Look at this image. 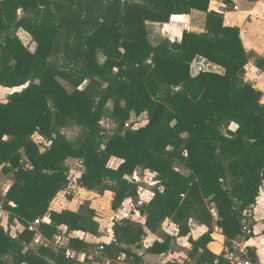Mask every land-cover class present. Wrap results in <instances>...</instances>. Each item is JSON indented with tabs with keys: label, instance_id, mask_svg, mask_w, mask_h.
Returning <instances> with one entry per match:
<instances>
[{
	"label": "trees",
	"instance_id": "1",
	"mask_svg": "<svg viewBox=\"0 0 264 264\" xmlns=\"http://www.w3.org/2000/svg\"><path fill=\"white\" fill-rule=\"evenodd\" d=\"M222 1L226 10L233 8V0ZM210 4L0 0V86L17 89L0 101V167L13 174L4 195L10 221L24 227L12 235L0 224V264L87 263L66 257L68 248L94 246L80 237L64 235L66 246L59 249L31 246L29 223L36 218L43 217L40 226L49 238L62 226L68 233H98L96 211L89 205L78 211L50 209L69 187V158L82 161L80 186L113 193L114 210L139 197L140 183L128 176L139 168L156 173L154 196L138 207L145 223L115 220L111 242L103 243L112 255L125 253L141 264L134 247L147 231H159L170 219L180 235H187L190 219L212 223L210 204L227 245L252 235L243 232L241 221L249 219L264 191V103L263 92L244 76L252 58L264 69V58L247 51L240 27L227 24L226 10ZM193 9L206 12L204 32L186 30L181 41L166 37L152 44L149 22L166 23ZM21 29L37 43L34 52L19 37ZM197 56L225 73L192 75ZM144 114V125L126 126ZM107 119L115 126H105ZM69 121L83 129L76 141L61 132ZM114 158L121 160L116 168ZM179 166L181 171L175 170ZM211 241L209 230L191 239L189 260L167 264H215L216 259L224 264L223 255L207 247ZM170 245V239L157 240L147 252L163 254Z\"/></svg>",
	"mask_w": 264,
	"mask_h": 264
},
{
	"label": "crops",
	"instance_id": "2",
	"mask_svg": "<svg viewBox=\"0 0 264 264\" xmlns=\"http://www.w3.org/2000/svg\"><path fill=\"white\" fill-rule=\"evenodd\" d=\"M226 7L227 5L224 4L222 0H211L210 8L213 10L224 11L226 10ZM225 17L227 24L240 27L241 38L243 40L246 50L249 52L253 51L257 57L264 58V0H233V8H231V10H226ZM151 24H152L151 27L154 30L153 32L150 31L149 33L150 41L152 42V40L157 37V42H152V44H157L161 41L162 38H166V37L172 41H176V40L181 41L183 37V33L186 30L195 31L198 33L205 31L206 12L193 9L190 14L173 15L170 21L166 23L149 22L148 27ZM18 35L22 37L21 40H24L26 44H27V40L30 39L31 43L29 44L30 46L29 50L32 52L36 50L37 43L34 42L32 37H30L31 35L29 33L21 29L19 30ZM33 43H35L36 47L33 46ZM26 44L25 46H27ZM255 60L256 58H252L249 64L247 65L244 80L246 82L251 83L255 88L260 89L263 92L261 101L264 103V69H259L256 66ZM203 70L217 72L220 74L225 73V69L222 66L214 64L202 56H197L191 65V73L192 75L195 76L200 71ZM11 91H14V89L12 90L10 88H5L0 86V97L3 96L7 97ZM72 159L73 158L67 160L66 162L67 166L69 165ZM120 163H121L120 159L114 158L111 161V166L113 168H116ZM145 171L149 172L153 176H156L155 172H151L149 170H145ZM130 177L131 176H128L127 178L131 179ZM136 177L138 178V176ZM12 183H13V174L12 173L6 174L5 172H3L2 167H0V197L5 195V193L9 190ZM157 187L158 184L153 190L151 189L146 190V192L151 195L148 194L147 196H149V199L144 202H149L152 199V197L154 196V190ZM140 188L143 189L142 185L140 186ZM160 189L163 188L161 187ZM111 194L113 199V193L111 192ZM127 200L132 201V199H127ZM125 202L123 206L125 205ZM144 202L138 203L134 209L129 210V212L135 213L132 219L140 221L143 224L146 221V217L141 215L140 211L138 210V207L141 205V203ZM90 207L95 209L92 206ZM121 208L118 209L119 214L125 212ZM65 209H69L72 211L79 210V209H73L71 207ZM208 210L210 211L213 218L212 223L210 225L206 223H201L196 219H190L189 234L180 235L179 227L175 223H173L170 219H166L162 225V229H160L159 231L155 233L147 231V234L143 238L140 246L136 248L134 247V252L141 255L143 260L148 262L149 264H167L168 262L181 263L186 260H189V253L193 248L191 239L198 240L201 236H203L205 233H207L210 230L212 241L207 245V247L213 253L217 255H223L224 257L223 250L225 246H227L228 240L226 236L223 234L222 229H220L216 224V219L218 218L217 209L214 207L213 204H210L208 205ZM249 214L250 216L248 220L252 231V235L249 238H246L244 235H241L234 240L244 241V243L248 246L252 257L259 260L261 264H264V191L261 194V196H259L255 207L249 211ZM127 217L130 216L122 215L120 218L116 220ZM7 221L8 223H6ZM7 221L3 219L0 221V224L4 226V228L10 231L11 230L9 227L10 220ZM13 227L16 233L23 231V227L20 223H14ZM60 233H62L63 235H68L69 237L83 238L87 242L92 243L94 245L92 247H95L101 243H109L113 238V231H112L110 239L108 238V240L100 242L99 240L92 239V237H94L97 234L85 233L82 231H74L68 233V229L65 226L61 227ZM166 239H170L171 241L170 249L167 252L163 254H150L147 252V248L150 247L155 241L157 240L164 241ZM85 261L87 262L86 264H91L89 260H85ZM85 261H81V262H85Z\"/></svg>",
	"mask_w": 264,
	"mask_h": 264
},
{
	"label": "rangeland",
	"instance_id": "3",
	"mask_svg": "<svg viewBox=\"0 0 264 264\" xmlns=\"http://www.w3.org/2000/svg\"><path fill=\"white\" fill-rule=\"evenodd\" d=\"M107 1L108 0H99V3H103L104 5H106ZM151 26L152 24L149 26V28H150V31L153 32L154 29ZM19 37L22 38L20 35ZM22 41L24 42V40ZM152 42H157V37L154 38ZM30 43H31L30 39L27 40V44L25 43L29 49H30V46H29ZM33 46L36 47L35 43H33ZM67 89L70 92H72L73 90L72 87L70 86H67ZM0 100L1 101L6 100V97L5 96L0 97ZM132 119H137V118L133 116L130 121H132ZM145 123H146V114L142 115L140 119L137 120V122H135L134 124H135V127H139V126L144 125ZM103 124L107 127L115 126V123L110 119L103 120ZM231 127L234 129L236 128V125L231 124ZM82 131L83 129L81 126L73 122H70V121L67 122L61 128L62 134L72 141H76L78 136L82 133ZM6 138L8 139V137ZM81 162H82L81 160L73 158L71 162L69 163L68 165L70 169L69 187L66 190L61 191L55 197V199L51 203L50 209L54 211H59L61 209H65L68 207H71L73 209H80L82 207H87L88 205L94 207L96 209L95 210L96 215L94 219L98 224L99 230H98L97 235L92 237V239L99 240L100 242L106 241L108 240V238L110 239L111 237V233H112L111 228H112L113 222H115V220L120 218L122 215H127L132 218L135 213L129 212V210L134 209L138 203L147 201L149 199V196H147L149 193H147L146 190H149V189L153 190L156 187V185L159 184V181L156 178V176H153L152 174L145 171L144 169H140V168L137 169L135 171V173L137 174L134 173V175L131 176L130 178L136 180L137 179L136 176H138L139 178L138 182H140V186L142 185L143 189L140 188V194L138 198L132 199V201L127 200L125 202V205L121 208L125 212L119 214L118 209L114 210L112 208V203H111L112 194L110 191L107 190V191H104L103 193H100L99 191L89 190L85 187H82L77 183V179L80 177V175L84 171V167ZM179 169H182V168L179 166ZM10 232L13 235H17L14 229H11Z\"/></svg>",
	"mask_w": 264,
	"mask_h": 264
},
{
	"label": "built area",
	"instance_id": "4",
	"mask_svg": "<svg viewBox=\"0 0 264 264\" xmlns=\"http://www.w3.org/2000/svg\"><path fill=\"white\" fill-rule=\"evenodd\" d=\"M137 119H132L126 123V126L129 127L131 124L137 122L140 117L135 116ZM175 170L180 171L178 167ZM135 180V179H129ZM137 180V181H136ZM135 181L138 182V178ZM12 204V203H10ZM13 205V204H12ZM11 212L5 206V198L4 196L0 197V221L5 219L10 220ZM43 218H36L34 221L29 223V228L33 231V239L31 241L32 247H44V248H52L59 249L61 247L66 246V238L60 233L53 238H49L44 235L41 224L43 223ZM8 223V221L6 222ZM14 223H19L17 219H14L9 222L8 226L10 229H14ZM242 230L244 233L251 232L249 220L243 218L241 221ZM23 227V226H22ZM24 230V227H23ZM224 264H261L259 260L252 257L248 246L241 240H233L230 245L225 246L224 250ZM66 257L74 258L79 261L89 260L91 264H136L132 257L128 256L125 253H121L118 255H112L107 252L104 248V244H98L95 247L88 248L82 251L74 250L68 248L66 250ZM215 264H220V259H216ZM141 264H149L146 261H143Z\"/></svg>",
	"mask_w": 264,
	"mask_h": 264
}]
</instances>
